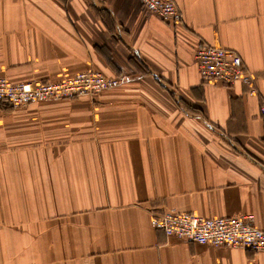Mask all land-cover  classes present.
<instances>
[{"label":"crops","instance_id":"crops-1","mask_svg":"<svg viewBox=\"0 0 264 264\" xmlns=\"http://www.w3.org/2000/svg\"><path fill=\"white\" fill-rule=\"evenodd\" d=\"M173 1L177 26L140 0H0V75L121 81L0 108V264H264L152 225L176 210L264 231V0ZM205 44L237 52L258 94L204 84Z\"/></svg>","mask_w":264,"mask_h":264},{"label":"built area","instance_id":"built-area-1","mask_svg":"<svg viewBox=\"0 0 264 264\" xmlns=\"http://www.w3.org/2000/svg\"><path fill=\"white\" fill-rule=\"evenodd\" d=\"M147 13L162 22L177 26L183 23L182 14L173 0H140ZM204 84L232 87L245 86L250 96L258 94L255 75L250 72L242 57L233 50L205 44L194 56ZM118 78H110L95 70L78 72L59 82H12L0 75V106L24 109L32 104L94 98L103 91L120 86ZM264 115V104L261 106ZM156 230L169 238L188 244L208 246L214 249L238 248L254 253L264 252V231L251 215L227 218H209L176 210L164 212L152 220Z\"/></svg>","mask_w":264,"mask_h":264},{"label":"rangeland","instance_id":"rangeland-1","mask_svg":"<svg viewBox=\"0 0 264 264\" xmlns=\"http://www.w3.org/2000/svg\"><path fill=\"white\" fill-rule=\"evenodd\" d=\"M0 108L10 109V110L12 109L9 106H0Z\"/></svg>","mask_w":264,"mask_h":264}]
</instances>
